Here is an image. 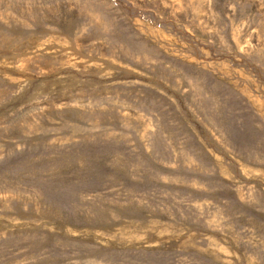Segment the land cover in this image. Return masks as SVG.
<instances>
[{
	"label": "rangeland",
	"instance_id": "rangeland-1",
	"mask_svg": "<svg viewBox=\"0 0 264 264\" xmlns=\"http://www.w3.org/2000/svg\"><path fill=\"white\" fill-rule=\"evenodd\" d=\"M0 264H264V0H0Z\"/></svg>",
	"mask_w": 264,
	"mask_h": 264
}]
</instances>
